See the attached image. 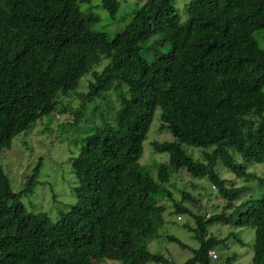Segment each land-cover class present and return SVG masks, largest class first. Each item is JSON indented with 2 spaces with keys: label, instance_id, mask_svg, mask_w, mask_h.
<instances>
[{
  "label": "trees",
  "instance_id": "obj_1",
  "mask_svg": "<svg viewBox=\"0 0 264 264\" xmlns=\"http://www.w3.org/2000/svg\"><path fill=\"white\" fill-rule=\"evenodd\" d=\"M120 2L0 0V264H172L149 249L157 238L189 250L183 264H214L210 250L230 237L242 242L236 233L210 234L215 222L251 226L252 264H264V193L236 203L248 187L215 168L221 162L235 177L264 182L247 171L264 163V48L255 37L264 28V0H189L185 20L174 0H137L114 35L95 29V9L114 17ZM98 98L108 113L101 110L103 123L88 129L70 158L76 200L56 219L28 210L21 198L33 190L41 163L14 191L4 152L56 106L77 124L85 102ZM149 129L172 135L149 140L153 151L168 153L152 169L139 162ZM183 145L203 148L201 157ZM182 170L214 186L219 212L192 213L174 199L166 184ZM164 199L174 213L191 215L182 227L196 247L158 232Z\"/></svg>",
  "mask_w": 264,
  "mask_h": 264
},
{
  "label": "rangeland",
  "instance_id": "obj_2",
  "mask_svg": "<svg viewBox=\"0 0 264 264\" xmlns=\"http://www.w3.org/2000/svg\"><path fill=\"white\" fill-rule=\"evenodd\" d=\"M120 1L118 12L114 17H111L101 8L95 9L96 13L101 17V21L95 26V29H104L112 36L124 27L126 19L130 18L132 11L137 7V0ZM188 1L174 0L181 20H185L186 11L184 9ZM93 3L95 4L96 1H93ZM124 16L125 18L122 19ZM255 37L260 46L264 48V28L257 30ZM150 42L151 40H148L143 45H147ZM83 87L84 83L81 86L82 90L85 89ZM108 94H110L111 106L116 107L117 100L114 92L108 91ZM104 101V99L98 98L85 102L83 117L77 124L71 125L73 114L66 111L57 112L60 107L56 106L53 112L41 116L33 124L32 128H28L13 138L14 146L8 153L4 152L6 154L4 155L3 163L14 191H19L24 187L28 176L32 174L35 166L41 163L37 182L33 190L24 194L21 198L28 210L46 212L51 219H56L58 211L66 208L67 205L65 206V204L74 203L76 197L73 188L76 186L77 181L71 168L70 158L78 152L80 139L90 133L88 129L103 123L99 113L101 110H105V115L108 113V109L104 106ZM106 118L108 119V116ZM66 124L67 127L63 128ZM162 133H156L149 129L147 139L143 143V154L139 160L143 166L146 167L148 165L152 169L156 164L168 161L167 152H155L149 146L150 139L163 140L168 133L170 134L169 131H163ZM170 136L172 135L170 134ZM183 148L196 159L201 157L200 152L204 150L203 148L189 145H183ZM209 149L207 148V150ZM235 158L238 162L242 161L238 154L235 155ZM215 168L221 177L228 179L230 182L232 180L234 185H246L248 187V192L241 195L236 203L251 197H259L264 193V182L260 184L258 179L245 181L242 177H235L221 162H218ZM247 171L255 173L264 181V163H249ZM150 173L153 175L154 171ZM166 185L171 190L174 199L181 200L182 205L187 207L192 213H215L221 210L223 202L218 199L217 190L205 178L190 177L185 170H182L172 173ZM181 191L189 193V196L193 199H183L180 194ZM162 202L167 203L168 206L165 209L163 208L161 213L165 222H163L162 229H158V232L173 234L188 245L196 247L197 242L193 238L192 233L182 227L185 220L189 221L190 224L193 223L191 215L174 213V208L170 206V201L164 199ZM208 231L217 237H224L229 232L231 234L236 233L237 237L242 240L240 243L230 237L226 246H218L215 249L217 258L213 260L214 264L224 263L230 255L235 256L233 264H252L254 229L251 226L239 227L233 224L215 222L208 227ZM149 249L152 252L162 253L171 260L172 264H183L191 256L189 250L182 249L164 238L152 240L149 243ZM147 264L161 263L149 262Z\"/></svg>",
  "mask_w": 264,
  "mask_h": 264
},
{
  "label": "built area",
  "instance_id": "obj_3",
  "mask_svg": "<svg viewBox=\"0 0 264 264\" xmlns=\"http://www.w3.org/2000/svg\"><path fill=\"white\" fill-rule=\"evenodd\" d=\"M209 255H210L212 258H216V257H217V253H216V251H214V250H210V251H209Z\"/></svg>",
  "mask_w": 264,
  "mask_h": 264
},
{
  "label": "clouds",
  "instance_id": "obj_4",
  "mask_svg": "<svg viewBox=\"0 0 264 264\" xmlns=\"http://www.w3.org/2000/svg\"><path fill=\"white\" fill-rule=\"evenodd\" d=\"M213 188H214V186H213Z\"/></svg>",
  "mask_w": 264,
  "mask_h": 264
}]
</instances>
